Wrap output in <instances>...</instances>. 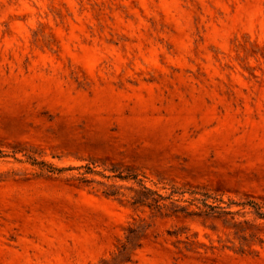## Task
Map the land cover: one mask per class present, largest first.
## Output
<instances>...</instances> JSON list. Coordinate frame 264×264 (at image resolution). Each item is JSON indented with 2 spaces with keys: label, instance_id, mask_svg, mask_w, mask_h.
Segmentation results:
<instances>
[{
  "label": "rangeland",
  "instance_id": "obj_1",
  "mask_svg": "<svg viewBox=\"0 0 264 264\" xmlns=\"http://www.w3.org/2000/svg\"><path fill=\"white\" fill-rule=\"evenodd\" d=\"M257 213L264 0H0V264H264Z\"/></svg>",
  "mask_w": 264,
  "mask_h": 264
},
{
  "label": "trees",
  "instance_id": "obj_2",
  "mask_svg": "<svg viewBox=\"0 0 264 264\" xmlns=\"http://www.w3.org/2000/svg\"><path fill=\"white\" fill-rule=\"evenodd\" d=\"M205 206H207L211 211L215 212V208L216 206L214 205H208L206 203H204ZM248 205L251 204V202L246 203ZM252 206V205H251ZM259 214L261 217H264V213H257ZM129 235L127 237V239L124 241V243H122L119 247V249L117 250L116 254L113 255V257L111 258V263L112 264H127L128 262H130V252L131 249L138 247L139 244H137L134 241V238H136L137 234L134 230H130L129 231ZM108 262V261H107Z\"/></svg>",
  "mask_w": 264,
  "mask_h": 264
}]
</instances>
